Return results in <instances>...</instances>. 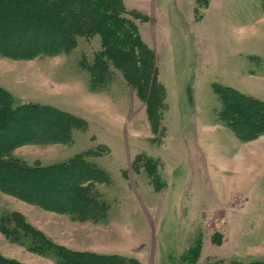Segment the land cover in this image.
Instances as JSON below:
<instances>
[{
    "label": "rangeland",
    "instance_id": "374dc122",
    "mask_svg": "<svg viewBox=\"0 0 264 264\" xmlns=\"http://www.w3.org/2000/svg\"><path fill=\"white\" fill-rule=\"evenodd\" d=\"M115 7L136 36L119 30L132 49L125 55L123 43L110 46L98 31L32 58L0 52V86L16 103L73 116L62 137L41 135L11 156L35 166L86 152L104 170L91 187L107 206L103 219L49 210L1 188L0 218L18 211L56 248L120 255L124 264L264 261V133L243 140L220 118L216 91L229 86L264 101V0ZM106 47L111 80L98 84L93 71ZM27 122L37 131L38 120ZM28 236L15 242L0 230V253L63 264L54 249L33 251Z\"/></svg>",
    "mask_w": 264,
    "mask_h": 264
},
{
    "label": "trees",
    "instance_id": "16d2710c",
    "mask_svg": "<svg viewBox=\"0 0 264 264\" xmlns=\"http://www.w3.org/2000/svg\"><path fill=\"white\" fill-rule=\"evenodd\" d=\"M117 2L119 0H0V52L15 59L32 58L41 53H54L62 44H75L79 35L98 31L109 40L110 46H117V41L123 43L125 48L119 51L125 55L132 49L119 30L129 32L128 36L134 41L136 36L123 23L127 20L116 10ZM54 24H59L57 30ZM107 50L108 47L98 53L97 68L100 66V69L96 73L93 71L98 84L111 80ZM134 58H138L136 53ZM144 64L142 60L141 67ZM141 87L144 89L143 85ZM216 91L224 102L220 118L243 140H252L264 133L263 100L229 86L217 85ZM72 117L51 106L18 104L14 96L0 86V188L49 210L69 212L77 218L90 213L96 220H102L107 206L91 195V187L95 180L102 178L104 170L87 161L86 152L64 162L35 166L11 156L16 147L33 138L39 139L41 135L62 137ZM29 120L40 122L35 124L37 131L30 128ZM63 180L67 181L66 186ZM59 188L62 190L57 191ZM58 193L62 196H57ZM0 230L15 242L26 241L32 233V250L54 249L63 264H124L125 258L120 255L56 248L33 230L18 211L1 216ZM0 264L22 263L0 253ZM234 264H264V261Z\"/></svg>",
    "mask_w": 264,
    "mask_h": 264
}]
</instances>
